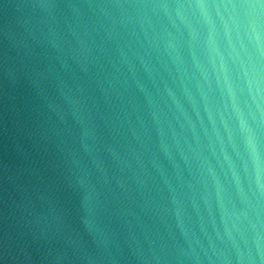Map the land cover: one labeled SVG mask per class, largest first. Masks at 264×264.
Returning <instances> with one entry per match:
<instances>
[{
    "label": "water",
    "instance_id": "obj_1",
    "mask_svg": "<svg viewBox=\"0 0 264 264\" xmlns=\"http://www.w3.org/2000/svg\"><path fill=\"white\" fill-rule=\"evenodd\" d=\"M0 264H264V0H0Z\"/></svg>",
    "mask_w": 264,
    "mask_h": 264
}]
</instances>
